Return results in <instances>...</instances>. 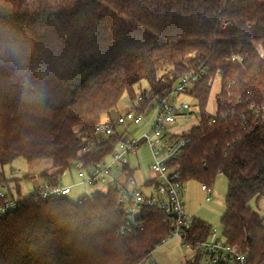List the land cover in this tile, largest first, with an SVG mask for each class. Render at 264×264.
Instances as JSON below:
<instances>
[{"label":"trees","instance_id":"obj_1","mask_svg":"<svg viewBox=\"0 0 264 264\" xmlns=\"http://www.w3.org/2000/svg\"><path fill=\"white\" fill-rule=\"evenodd\" d=\"M21 37L31 48L23 64L5 50ZM190 73L184 95L198 120L176 161L181 180L212 188L225 179L221 237L248 264H264L262 219L248 207L264 197V121L251 114L264 107V0H0V168L46 162L34 177L51 185L78 163L89 169L122 140L94 135L122 96L144 114ZM7 181L0 172V186ZM6 199L17 206L0 215V264H140L173 230L163 213L142 209L141 229L121 234L114 192ZM211 229L193 218L182 244L196 253L185 264L205 258L198 245Z\"/></svg>","mask_w":264,"mask_h":264},{"label":"built area","instance_id":"obj_2","mask_svg":"<svg viewBox=\"0 0 264 264\" xmlns=\"http://www.w3.org/2000/svg\"><path fill=\"white\" fill-rule=\"evenodd\" d=\"M196 79L197 74L194 73L181 78L166 97L156 101L155 112L149 120L145 119L144 114H135L132 110L119 115L115 125L121 127L122 140L111 154L100 159L95 166L86 170L81 164H76L75 183L51 185L40 181L35 191L27 197L36 196L43 201H50L68 197L78 189V196L71 198L86 200L95 197L96 194L114 192L117 195L118 210L126 217L120 229L121 234L139 227L134 218L140 210L153 209L163 213L166 221L173 224V230L166 240L175 238L183 243L185 233L190 229L194 217L184 210L182 195L185 183L181 180L180 168L176 161L189 144L187 137L189 129L172 131L171 126L186 119L185 112L190 108V104L178 103V99ZM251 114L255 119L264 121V107L252 109ZM195 117L198 120L196 113ZM142 123L147 124V128L138 137L130 136V126ZM115 125L112 122H101L95 128L94 135L106 140L116 131ZM141 147H145L149 152V173L152 176L141 185H137L133 177H127L124 168L129 167L135 171L129 165V158H136ZM90 148L88 145L83 151ZM88 188L92 190L88 192L86 190ZM200 189L204 192V200L210 201L211 187L201 185ZM262 203L264 204V197ZM16 206V200H4V192H0V215L14 210ZM198 248L204 252L207 264H248L245 256L236 248L227 245L213 228L207 241L199 244Z\"/></svg>","mask_w":264,"mask_h":264},{"label":"rangeland","instance_id":"obj_3","mask_svg":"<svg viewBox=\"0 0 264 264\" xmlns=\"http://www.w3.org/2000/svg\"><path fill=\"white\" fill-rule=\"evenodd\" d=\"M141 88L145 89V82H141ZM218 92V83L217 79L213 83L211 87V93L207 103V111L212 114L215 110V95ZM178 103H186L190 104V108L185 112L187 117L185 120H180L176 124L171 126L172 131H177L179 129L188 130L191 126L197 123V119L195 117L196 108L192 106V101L188 99L185 95H182L178 99ZM156 109V103L151 102L150 106L144 113L145 119L149 120ZM130 110V101L126 95L122 96L119 100L116 108L111 110L108 115L104 116V121L112 122L115 125V122L119 115ZM144 125V123H142ZM141 124V125H142ZM116 126V125H115ZM141 126H130L129 134L133 137H138L144 129L147 128V124L145 128L142 129ZM116 132H121V127H115ZM149 164H150V156L149 152L145 147H141L136 155V158H129V165L131 168L135 169V173L133 178L137 185H141L143 182L147 181L151 178V173H149ZM49 166L46 162H34L28 163L22 158L15 159L12 163L7 164L0 168V172L3 177L8 180L6 185L0 186V191L5 193H11L14 198L22 199L24 196L27 197L31 193L35 191L40 183L36 177H34V173L39 171L38 168H47ZM49 173L52 170L47 169ZM76 171L74 167L69 171H66L60 178L59 183L61 185H67L71 183H75ZM16 186L19 187V194L17 193ZM200 186L198 183L194 181H188L184 184L186 192L183 193L182 199L183 203L187 208V211L192 214L195 218L207 223L213 229L217 230L218 235L221 236V226H220V218L224 214L225 211V196L227 192L226 181L223 177L217 176L213 184V195L210 202H205L204 194L200 191ZM90 192L92 189H86ZM74 191L79 192L78 189ZM75 193V192H74ZM73 194L69 195L67 198L71 199ZM248 207L255 210L260 218L262 219L263 227H264V204L262 203V199L256 201L255 199L251 200L248 203ZM196 251L188 246L183 245L178 239H169L166 240L161 245L157 246L149 256L140 264H185L191 263L194 261ZM199 264H207L205 259L199 262Z\"/></svg>","mask_w":264,"mask_h":264},{"label":"clouds","instance_id":"obj_4","mask_svg":"<svg viewBox=\"0 0 264 264\" xmlns=\"http://www.w3.org/2000/svg\"><path fill=\"white\" fill-rule=\"evenodd\" d=\"M23 39V37H21L19 40L10 38V41L6 45L5 49L7 55L15 58L21 64L25 63L27 57L31 54V48L22 43Z\"/></svg>","mask_w":264,"mask_h":264},{"label":"crops","instance_id":"obj_5","mask_svg":"<svg viewBox=\"0 0 264 264\" xmlns=\"http://www.w3.org/2000/svg\"><path fill=\"white\" fill-rule=\"evenodd\" d=\"M153 114H154V113H153ZM103 122H109V121H104V120H103ZM145 125H146V124H144V125L142 124V125H140V126H141V127L143 126V127L145 128ZM141 127H140V128H141ZM143 127H142V129H144ZM43 168H45V167H43ZM43 168H38V169L41 170V169H43ZM1 169H2V168H1ZM34 174H38V171L35 172ZM221 177H222V176H221ZM59 184H60V183H59ZM18 189H19V188H18ZM211 189H212V195H213V191H214V190H213V187H212ZM200 191H201V189H200ZM0 192H1V191H0ZM19 192H20V190H19ZM185 192H186V189L184 190L183 193H185ZM201 192H202V191H201ZM74 194H75V195H74ZM74 194H73L72 198L77 197L78 194H79V192H75ZM202 194H204V192H202ZM28 196H29V195H28ZM182 196H183V195H182ZM204 196H205V195H204ZM24 198H26V197L24 196L22 199H24ZM211 199H212V198H211ZM182 201H183V199H182ZM210 201H211V200H210ZM210 201H208V202H210ZM205 202H206V201H205ZM183 204H184V203H183ZM184 210H185L186 213L190 214V212L187 211V208H186L185 205H184ZM194 212H195V211H194ZM194 212H192V214H194ZM192 214H190V215H192ZM192 216H193V215H192ZM193 217H194V216H193ZM194 218H195V217H194Z\"/></svg>","mask_w":264,"mask_h":264}]
</instances>
